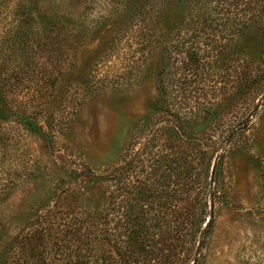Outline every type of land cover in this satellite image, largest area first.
Listing matches in <instances>:
<instances>
[{"label":"trees","instance_id":"1","mask_svg":"<svg viewBox=\"0 0 264 264\" xmlns=\"http://www.w3.org/2000/svg\"><path fill=\"white\" fill-rule=\"evenodd\" d=\"M113 1L118 6L121 0ZM217 1L213 10L217 8L221 14L218 19L223 29L210 18V10L204 9L208 0L203 6L199 0H134L120 12L119 21L126 16L139 40L148 43L149 35L140 26L145 18H162L169 3L180 7L178 24L165 33H176L173 51L179 66L175 69L178 78L172 81L174 92L181 89L182 80L196 77L217 50V32L231 43L257 22L261 23L257 31L264 37V13L252 11L264 0ZM99 2L0 0V122L12 116L5 94L23 83L29 67L42 55L55 58L49 74H62L56 66L62 64L63 56L60 51L53 56L47 50L49 44L66 42L71 31L80 34L81 14L90 5L98 7ZM108 6L109 1L99 7ZM229 7L236 9L238 17ZM192 8L198 10L193 17ZM254 61L238 58L230 68L231 114L225 124L191 135L182 126L185 109H164L162 95V101L151 103L150 114L132 123L128 144L113 167L102 173L75 171L68 175L65 188L37 228L16 246L20 263L201 264L216 207L222 203L221 168L226 152L237 149L256 122L264 123V51ZM184 92L174 93L172 98L193 111L189 104L193 90ZM204 100L201 93L195 108L206 104ZM161 114L171 119H163ZM20 122L30 133L47 139L32 121ZM261 156L257 163L264 174V153Z\"/></svg>","mask_w":264,"mask_h":264},{"label":"rangeland","instance_id":"2","mask_svg":"<svg viewBox=\"0 0 264 264\" xmlns=\"http://www.w3.org/2000/svg\"><path fill=\"white\" fill-rule=\"evenodd\" d=\"M108 1L110 6L99 7ZM128 1L134 0H121L118 6L113 0L90 5L81 14L80 34L71 31L66 42L49 44L47 50L53 56L58 51L63 56L62 64L56 66L62 74H49L55 58L44 54L29 67L23 83L5 94L12 116L0 122V264H21L16 246L37 228L65 188L68 175L102 173L113 167L128 144L132 123L149 115L151 103L162 101L161 95L164 109H185L182 126L196 135L229 120L230 68L236 66L235 60L256 62L262 57L264 37L257 31L261 23H254L246 35L231 43L217 32V50L196 77L182 80L181 89L174 92L172 81L178 78L179 64L173 51L176 33H165L178 24L180 7L169 3L162 18H145L140 26L149 35L147 43L139 40L126 16L119 21ZM208 1L204 9L220 24L221 14L213 10L218 1ZM259 5L252 11L264 13V3ZM160 7L156 2V9ZM230 9L238 17L236 9ZM197 12L192 8V17ZM219 28L223 29L221 24ZM190 89L193 111L172 98ZM201 93L207 103L195 108ZM21 119L38 125L47 139L30 133ZM263 153V121L247 131L237 149L226 152L222 203L216 207L201 264H264V174L257 163Z\"/></svg>","mask_w":264,"mask_h":264}]
</instances>
